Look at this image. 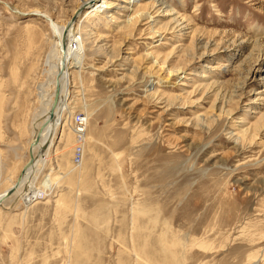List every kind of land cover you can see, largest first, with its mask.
<instances>
[{
	"label": "rangeland",
	"instance_id": "rangeland-1",
	"mask_svg": "<svg viewBox=\"0 0 264 264\" xmlns=\"http://www.w3.org/2000/svg\"><path fill=\"white\" fill-rule=\"evenodd\" d=\"M81 1L0 0V192L30 159L49 76L54 34L36 11L65 24ZM95 1L62 112L88 105L84 163L64 120L35 180L47 195L0 208V264H264V0H157L131 34L125 0L85 15Z\"/></svg>",
	"mask_w": 264,
	"mask_h": 264
},
{
	"label": "bare ground",
	"instance_id": "bare-ground-1",
	"mask_svg": "<svg viewBox=\"0 0 264 264\" xmlns=\"http://www.w3.org/2000/svg\"><path fill=\"white\" fill-rule=\"evenodd\" d=\"M91 1L92 0H82L81 2H79V4L76 7L77 11L76 12L74 11V14L71 16V20L69 22L65 23V24H62V23L60 24L58 21H55L54 18H52L48 13H45V11L44 12H42L41 10H37L36 11V13L37 12L41 13L42 17L47 20V22L49 23L50 28L53 30V34H54V39H53L54 40V44L53 45H54V48L48 54V57L46 59V63L48 65V73H49L47 81H45L44 83H41L39 85V90H40L39 91V97H40V101H41V106H40V109L38 110L37 114L35 115V117L33 118V121H32V129H33V131H32V146L30 145V147L32 148L31 152H33L34 156H36L37 153L40 151V148L44 145V143L46 142V140L49 137H50V143H49L48 147L46 148V150L44 151V153L40 154L37 157L35 164L27 171L26 175L24 176V178L22 180L21 185L19 186L18 190L14 194L8 196L7 198H4L5 193L9 189H11L13 186H15V184H16V182L18 180V177H17L16 181H12L13 183L7 189H5L2 192H0V200L1 199L3 200L1 205H0V208H2V209L3 208L4 209H10L11 208L10 205L14 202L13 199L16 197V195H19L18 196V202L19 203L22 202L25 205L26 209L30 208L33 204H36L37 202H39V200L41 198H44L47 195L46 192H42V193L38 192V190L40 188H45L44 185L46 184V181H45V183H43L44 185L42 184V186L37 187L36 184H35V180L37 178L38 173L42 169V167L44 168L43 165L45 164V161H46V158H47V154L49 153V151L52 148H54V146H56V145H54V142H55L54 140L57 138V132H58V130L60 128V125L63 124L64 120L66 121L65 123H68L69 126H70V132L66 133L68 139H70L73 136V134H74V138L76 139L75 142H77L76 146H75V149H74L73 159H72L73 166L74 167L75 166H80V165H83V163H84V154H85V149H86L85 136H84V138L82 140L79 139L78 133H77L75 125H74L73 117L75 119L76 115L81 112L82 116H83V119L85 121L86 129H87V119L86 118L89 117L88 105L85 104V106H84L85 107L84 110H85L86 118L84 117V112L83 111H78V112H74V113L72 112L74 114V116H73L72 113H70L68 111L69 112V116L68 117L64 116L62 114V112L64 110L65 111L68 110L67 109V104H68L67 100H68V98L70 96V92H71L70 88H71V75H72L70 68H72V67L76 68L77 67L78 68L77 72L79 73L81 71L80 70L81 69L80 65L84 61L83 59H84L85 51H86V49H85V44L86 43L85 42L86 41L88 42L89 39L91 40V38L88 36V33L85 31V29H84L85 27H84L83 24L85 23V21H87V18H89L88 15H91V14L95 15L98 12L101 13V11H103L102 8H107L108 6H110V4L108 2H105L104 0H101L102 1L101 4H100V1H98V0L95 1L94 5L91 6L89 9H87V12H86L85 15H87L88 17L85 18L83 21H81L82 20V18H81L82 14H80L81 10H82V8L85 5H87L88 3H91ZM125 1H126V4L122 5V7H123V9H125L126 12H128L127 16L130 18V23L124 25L123 28L126 27L125 29L128 30L129 34H131L133 32L129 31V29H127V28H129L128 25L135 27L137 24L141 23V21H143V20H148L147 22L155 21L154 20V16L151 15V13L147 12V11L154 10L156 8H158V9L155 10L156 12L159 11V10L162 11V12L165 11V7H163L162 3L160 1H157V0H152V1H149V2H146V3H141L140 2L141 0H139V2H137L135 4H132V6L130 5V2H128V0H125ZM103 4L105 5V7L103 6ZM110 17L114 18L115 16L114 15L113 16L110 15ZM80 18H81V20H80ZM119 21H124V20L120 19ZM153 23L154 22H152V24ZM181 23H184V22H181ZM152 24H150V25H152ZM86 28H87V26H86ZM130 29H132V27ZM154 32H157V31H154ZM95 38H96V41H95V43H96L97 41H99L100 38H97V37H95ZM201 41H202V39H201ZM205 44H203V45H205ZM210 44H211L210 42L207 43L206 44V48H204V47L203 48L207 49V50L210 49V48H208L209 47L208 45H210ZM98 48L100 49V48H102V46L98 45ZM214 51H216V50H213L212 52H210L208 54H212L213 55V54H215ZM109 52H111L113 55L115 54V51L114 50L112 51V49L109 50L108 53ZM205 53H207V51H205V52L203 51L201 53V56H207L208 55V54L205 55ZM117 54H119V53H117ZM77 58L79 59L80 63L76 66V64H77L76 63V59ZM188 64H189V62H188ZM63 65H64V68H63ZM258 69H259V66L255 62V63H253L251 65V68H250L249 71H251V73L252 72H256L257 73ZM182 73H183V71H182ZM58 85H60L59 100H58V103H57V106H56V109H55L54 120L53 121H49L50 109H51V107H52V105L54 103ZM206 88H208L207 90H211V89L214 90L215 89L214 91H217V93H220V91H221V89L218 88V84H210ZM156 94H158V93H156ZM216 98H217V96H216ZM214 101H215L214 103H216V101H218V100H216L214 98ZM214 106L216 107V104L213 105V107ZM222 106L219 107V114L217 115V117L220 118V116L222 114H224V113L233 114L231 110H227L225 108L226 105H225V107L224 106L222 107ZM210 117H212V116H210ZM216 120H218V118H216V116H215V118H209V117H206V116L203 118V121H205V122L207 121V123L208 122L209 123H213ZM45 123H46V126L43 128V125ZM72 123H73L74 127L71 126ZM38 128H39V130H38ZM254 128H255V126H254ZM256 128H257V126H256ZM34 130H36L35 134H33ZM251 130H253V129H249V130L247 129L245 132L248 133V134L251 133V134L255 135L256 134V132H255L256 130H253V131H251ZM59 131H62V130H59ZM39 133H40V137L38 136ZM63 134H64V132H63ZM78 149L81 150V154H80V159L77 161V158H78L77 150ZM27 163H28V161L26 162V164ZM65 176L66 175L61 170L59 172H56L55 174L49 175L48 178H47V181L50 183L51 186H53V185H56L58 182H60ZM24 188H25V190H24ZM60 200H61V198H60ZM17 204H16V206H17ZM166 250H167V248H166ZM166 253L167 252H165V254ZM257 261H258V259H255V260L252 261L251 264H255ZM165 264H166V261H165Z\"/></svg>",
	"mask_w": 264,
	"mask_h": 264
},
{
	"label": "water",
	"instance_id": "water-1",
	"mask_svg": "<svg viewBox=\"0 0 264 264\" xmlns=\"http://www.w3.org/2000/svg\"><path fill=\"white\" fill-rule=\"evenodd\" d=\"M63 68H64V65H63ZM62 68V69H63ZM59 94H60V85L57 86V91H56V96H55V100H54V103L50 109V117H49V121H53L54 120V116H55V109H56V106H57V103H58V100H59ZM46 126V123L43 125V128ZM42 128V129H43ZM38 136L40 137V133L38 134ZM50 143V137L46 140V142L44 143V145L40 148V151L37 153L36 156H34L33 152H31L30 154V159L28 161V163L23 167L20 175L18 176V180L15 184V186H13L11 189H9L6 193H5V196L4 198H7L8 196L14 194L19 186L21 185L22 183V180L24 178V176L26 175L27 171L35 164L36 162V159L37 157L44 153V151L46 150V148L48 147ZM2 199L0 200V205L2 203ZM255 264H259V261H257Z\"/></svg>",
	"mask_w": 264,
	"mask_h": 264
},
{
	"label": "built area",
	"instance_id": "built-area-1",
	"mask_svg": "<svg viewBox=\"0 0 264 264\" xmlns=\"http://www.w3.org/2000/svg\"><path fill=\"white\" fill-rule=\"evenodd\" d=\"M74 125H75L76 131L78 133L79 139L82 140L84 138L86 126H85V121L83 119L81 112L76 115V117L74 119ZM80 154H81V150L78 149L77 150V155H78L77 161L80 159Z\"/></svg>",
	"mask_w": 264,
	"mask_h": 264
},
{
	"label": "crops",
	"instance_id": "crops-1",
	"mask_svg": "<svg viewBox=\"0 0 264 264\" xmlns=\"http://www.w3.org/2000/svg\"><path fill=\"white\" fill-rule=\"evenodd\" d=\"M27 160H28V159H27ZM27 160L23 163V165H22V167H21V169H20L19 174L17 175V177L20 175V173H21V171H22V169H23V166L25 165V163L27 162ZM39 173H40V172H39ZM17 177H16V179H17ZM16 179H15V180H12V181H16ZM10 185H11V184H10ZM10 185H9V186H10ZM9 186H8V187H9ZM5 189H6V188H5ZM24 190H25V188H24ZM18 196H19V195H16V197L13 199V201H14V202L16 201V202L14 203V202L12 201V202H13L12 205H15V204L18 202Z\"/></svg>",
	"mask_w": 264,
	"mask_h": 264
}]
</instances>
